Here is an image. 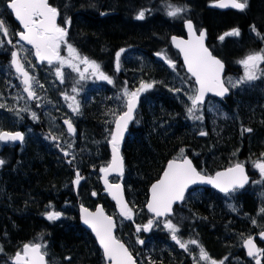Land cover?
Segmentation results:
<instances>
[{
  "label": "flooded vegetation",
  "instance_id": "obj_1",
  "mask_svg": "<svg viewBox=\"0 0 264 264\" xmlns=\"http://www.w3.org/2000/svg\"><path fill=\"white\" fill-rule=\"evenodd\" d=\"M6 2L7 0H0V13H4ZM166 2L178 6L187 5V11L182 13L180 18H170L165 13L164 4ZM50 3L60 11L58 22L69 28L68 42L72 43L82 56H87L100 64L101 71L110 76L113 83L108 84L106 81L98 80L87 74L89 78L80 81L77 85L79 92L73 93L71 91L73 81L78 79L76 73L65 68L67 78L64 83H61L55 77V70L47 62H38L34 56L21 51L19 53L21 63L29 71V74L43 85V88L34 85L38 99L27 100V94L23 91L21 84L22 78L14 74L10 67L12 44L20 48V44H17L18 37H14L13 34L22 29L14 15L5 13L0 16L9 30V35L13 36L12 44H7L3 33H0V39L5 40V46L0 47V103L6 105L5 108H0V114L9 117L7 111L12 109L9 117L10 122L8 125L0 126V130L19 131L24 135L23 142H0V160L5 161L3 165H0V204L6 202L9 193L13 194L16 191L19 194L22 191L29 198V201L24 197L18 203L16 201L13 208L17 205L20 209L13 219L10 214H4L0 207V247L3 248V251L0 252V264H11V257L7 258L4 254H15L24 243L35 241L38 237H42L40 242L46 245L47 263L51 261L52 264H61V261L53 260L51 253L63 252L66 247H60L58 240H54L55 234L62 233L60 228L68 225V221L73 216L81 226L80 234H82L85 229L80 222L79 209L84 206L90 211H95L97 205H100L107 215L114 217L116 225L114 235L129 249L137 264H149L150 261L153 264H193L194 258L198 260L199 256L197 246L189 245L190 253L179 248L171 240L168 231L164 230L163 221L158 226L154 224L148 232H144L142 229L140 232L136 231L137 225L142 226L152 217L145 207L148 189L152 183H141L140 189V185L136 184L138 182L133 181L127 170L122 176L107 177L109 183L122 185L124 199L129 207L134 209L135 215L131 220L119 216L116 202L105 190L100 172V168L106 166L111 158V147L107 143L110 136L106 131L112 126V117L109 113L110 110H124L122 101L117 100L116 97L121 94L125 82H127L126 86L129 90L134 91L142 80L149 82L150 70L153 75L159 78L162 76L161 69L164 65L172 75L183 70L181 66L177 65V60L180 62L179 56L169 45V40L171 36L186 37L185 19L192 21L197 32L202 29L206 31L207 47L225 65L223 78L225 80L230 77L238 79L243 74V69L237 61L250 52L264 49V40L251 30V26L255 25L257 31L264 36V0H247V7L243 11L232 8L219 11L237 18L232 22L228 21L227 27L225 26L219 35L221 36L233 28L239 29L240 32L239 36H226L223 41L218 39L220 37L218 35L210 37L207 28L195 16L198 7L196 0H50ZM141 9L148 11H146L143 20H137L136 14ZM203 9L212 10L207 4H204ZM117 17L124 18L125 24L147 23L152 25L156 23L157 28L161 26L163 29H168V37L165 41L163 38L157 40L155 47L149 50L148 44L133 41L126 35L115 43L96 35L95 30L102 27L101 23L111 22ZM65 18H70V25L64 24ZM30 47V45L24 44V48ZM220 47H223V51ZM121 48L125 49V52L121 54L120 67L117 70L115 53ZM162 50L168 58L176 62L175 72L160 56L156 55ZM61 55L66 56L67 51H62ZM149 58H151V66ZM29 60L32 62L31 65H29ZM261 67L264 68V64ZM149 90L141 93L134 119L129 122L127 133L120 143L122 158L126 154V146L131 145L133 131L142 128L140 124L144 121L142 118L147 117ZM62 94L75 96L80 105L78 114L71 111L68 107L70 101H66ZM254 95L256 96L254 97ZM240 99V102L248 100L254 103L256 105L254 109L258 115L254 116L256 119L254 126L242 121L237 124L240 141L236 144V148L230 151L227 158L223 157L227 163L230 162L223 169L240 162L245 165L249 182L243 189H238L233 193L231 197L210 187L199 185L191 187L186 192L187 199L174 205L176 211L172 217L173 222L177 223L180 228L178 235L182 240L196 239L211 258L220 261L227 257L224 264H255V261L247 256V252L242 246V240L249 235L253 237L257 247L264 249V240L259 236L260 231L264 230V214L260 213V209L264 208V182H259L261 177L259 171L254 167V162L264 160V157H261V153H264V77L251 82V84L230 89L229 95L223 102L234 105ZM22 108H28L29 111H17ZM31 112L36 113L37 119H32ZM66 119L71 121L75 129L71 135L67 132V126L64 124ZM245 128H250L252 131L245 132ZM53 136L56 137V140L52 139ZM204 137L205 135L198 134L199 139H204ZM69 143L72 144L71 148H68ZM64 151L70 153L66 158ZM195 152L209 155L212 154V149H198ZM26 155L28 158L37 155L58 156L63 165L64 179L61 182V187H66L69 191L67 193L62 191L61 196L46 199L44 204L38 207V210L24 214L27 210L26 205L29 202L34 204L36 195L26 193L27 186L23 190L15 186L12 190V185H14L12 179L19 170H26L28 180L31 181V172L35 173V164H31L28 168L24 167L21 161L22 157ZM189 159L197 168L196 159L191 157ZM201 161L209 162L211 156L197 158L198 163ZM123 163L127 169L124 158ZM202 168L201 166L197 170H203ZM77 171L82 179L79 184H73L72 181L75 179ZM215 172L206 175H214ZM93 192L96 193L95 196L92 195ZM9 199L11 201V198ZM230 204L234 206L235 211L228 207ZM46 211H59L62 216L55 221H49L44 216ZM68 211L71 212V215ZM8 216L10 223L7 221ZM23 216L39 217L42 220L39 224L41 227H34L29 235L18 238L14 235L17 232L15 228L18 226L16 220ZM181 217L184 219L181 220ZM212 218L216 221L214 222ZM253 218L257 220V225L252 224ZM10 224L14 226L13 232L10 230ZM86 232L87 234L84 236H78L77 240L89 246L94 253L87 261L80 264H105L98 244L92 235L88 231ZM223 234L226 237H222ZM137 239L144 243H137ZM68 261L66 259L62 264H68ZM261 264H264V257H261Z\"/></svg>",
  "mask_w": 264,
  "mask_h": 264
},
{
  "label": "snow or ice",
  "instance_id": "obj_2",
  "mask_svg": "<svg viewBox=\"0 0 264 264\" xmlns=\"http://www.w3.org/2000/svg\"><path fill=\"white\" fill-rule=\"evenodd\" d=\"M212 4L218 8H233L243 11L247 7V0H212ZM94 6V5H93ZM165 13L168 17L176 19L180 18L182 13L187 11V5L178 6L170 2L164 4ZM146 9H141L136 14L137 20L145 18ZM14 15L15 20L18 21L19 27L22 30L16 31L13 36L18 37L17 48L12 44L13 36L9 35V30L5 23L0 19V33L6 39L7 44H12L11 50V66L15 69L19 77H22L21 84L23 91L27 93V100L38 99L34 85L43 88L39 81L29 74L25 66L21 63L19 53L24 51L28 55L34 56L38 62H47V64L55 70V77L64 83L67 74L65 68L71 69V72L76 73L78 79L73 81L71 91L78 93L77 85L80 81L89 78L87 74L94 76L98 80L106 81L112 84L113 80L110 76L101 71V66L95 60L87 56H82L78 49L68 42L69 28L62 26L58 22L60 11L56 6L50 3V0H7L4 13ZM104 15V13H101ZM70 18H65L64 24L70 25ZM184 27L187 29L188 37L183 39L179 36H172V45L178 49L179 54L183 57V66L186 68V76H180L177 73L176 79L180 82V87H170L169 91L174 93L183 92L187 97L185 104L187 118L193 121H202L204 115L201 113L202 105L205 103L207 93H213L215 96L223 97L230 89L239 88L245 84L264 77V49L253 51L246 54L243 58L237 61L242 67L243 74L238 79L228 78L225 80L222 76L224 72V64L217 58L212 51L205 44L206 33L204 30L194 28L190 19L184 20ZM251 30L256 32L262 40V36L256 29L255 25L251 26ZM239 29L233 28L229 32L224 33L218 39L223 41L226 36H239ZM23 42V43H20ZM24 44L30 45V48H24ZM5 46V40L0 39V47ZM66 50L67 55H61V52ZM125 49L121 48L115 53L116 69L119 70L121 54ZM165 63L174 72L176 71V62L167 57L163 52L157 53ZM27 59V56L25 57ZM29 60V65H31ZM121 89V94H118L116 99L122 101L124 110H110L112 117L111 127L107 128L110 139L107 143L111 147V160L107 165L100 168L102 174L101 179L104 181L105 190L116 202V207L119 211V216L124 219L131 220L135 215L133 207H129L124 199L122 185L120 183H109L107 176L109 173H116L119 176L123 175L124 163L120 154V143L124 138L125 131L128 128L129 122L134 119V112L137 108V103L141 93L152 89L155 81L145 82L141 81L139 87L134 91H130L126 86ZM66 101H70L68 107L74 114L79 112V102L75 96L62 94ZM179 98V97H178ZM6 105L0 103V108H5ZM12 110V109H9ZM19 111H29L28 108H22ZM211 112L212 109L209 108ZM201 113V114H197ZM32 119H37L36 113L31 112ZM138 122V121H137ZM67 126V132L71 135L75 132L73 124L70 120H64ZM245 132H251L252 129L245 128ZM201 136L206 135L205 132L199 133ZM56 140V137H52ZM23 133L16 131L0 130V142H23ZM59 146V145H58ZM72 144H68L71 148ZM63 150V149H62ZM65 156L70 155L68 151H64ZM264 157V153H261ZM5 163L0 160V165ZM71 164V161L69 162ZM254 167L259 171L261 181L264 182V160L254 162ZM82 177L79 172H76V177L72 181L73 184H79ZM249 182V178L245 172V165L236 162L230 167L221 171L215 172L214 175H206L203 170H197L193 166L192 160L185 154V148L181 147L176 156L167 161L159 178L155 180L148 189L145 207L152 217L141 225L136 226V231L148 232L153 225H159L163 221L164 230L168 231L170 238L179 248L186 252H191L189 245H196L199 249L198 260L194 258L193 264H224L228 258L217 261L210 257L209 253L196 239L182 240L178 235L180 228L177 223L173 222L172 217L175 214L174 205L177 202H184L186 192L190 190L193 185H211L212 188L218 189L219 192L231 197L238 189H243ZM96 195L95 192L92 193ZM235 211L233 205H228ZM260 213L264 214V208L260 209ZM44 216L49 221H55L62 216L59 211H46ZM80 219L84 225H87L92 233L95 234L96 241H98L100 248L103 250V260L105 264H137L132 253L125 246V244L114 235L115 220L113 216L107 215L104 209L97 205L95 211H90L88 208L81 206ZM184 218L181 217V220ZM253 225H257V220H251ZM259 236L264 240V230H261ZM42 237H38L35 241L26 242L18 249L14 256H12L11 264H47L46 262V245L42 242ZM137 243L144 242L137 239ZM242 246L255 264H261V257H264V249L257 247L253 237L249 235L242 240ZM3 248L0 247V252ZM66 259H68L66 257ZM149 264H153L152 261Z\"/></svg>",
  "mask_w": 264,
  "mask_h": 264
},
{
  "label": "trees",
  "instance_id": "obj_3",
  "mask_svg": "<svg viewBox=\"0 0 264 264\" xmlns=\"http://www.w3.org/2000/svg\"><path fill=\"white\" fill-rule=\"evenodd\" d=\"M211 0H196V4L199 7V11L202 13L201 22L204 27L207 28L209 36L214 37L219 35L223 28L227 26L228 21L237 20L233 15H227L228 13H220L216 10L203 9L204 4ZM97 19V17H95ZM120 17H117L113 21L101 23L102 27H98L96 35H100V38H106L112 43L118 42L120 38H124L126 35L133 41L143 42L148 44L147 48L152 49L156 45V41L168 37V29H163L161 26L157 28L156 25L147 23H123ZM145 33L148 35L145 36ZM143 34V35H142ZM151 58H149V64L151 66ZM177 65L180 66V62L177 60ZM161 69V77L153 75L150 70L149 81L154 80L152 90L148 95V113L146 118H142L140 124L142 128L134 130L131 140V145L126 146V154L124 160L126 163L128 174L132 177L133 181L140 183L150 184L159 178L164 166L169 159H172L177 155L179 148L184 147L186 154L191 158L196 159L197 168L203 167L205 174H212L213 172L223 169L228 166L230 162H226L224 158L229 156L230 151L236 148V144L239 143L237 124L240 121L254 126L256 121L254 116L258 113L255 112L254 103L248 100L239 102L234 105L227 104L220 100L211 99L205 107H203L204 119L202 123L193 121L187 118L184 112L182 102L186 104L187 100L180 99L179 93L169 91L170 87H180L179 80L176 79V74H170L169 69L164 65ZM180 76H186L181 70ZM159 79V81H158ZM177 82V85L174 83ZM256 95H254L255 97ZM179 97V98H178ZM185 106V105H184ZM209 108L212 111H209ZM140 119V118H139ZM143 123V124H142ZM205 130L204 139L198 138V131ZM198 149H212V154H202L195 152ZM193 150V151H192ZM41 156V155H40ZM37 156L35 159V176L31 181L28 180V172L26 170H19L18 174L13 176L12 190L16 186L21 190L25 189L26 193L36 195L34 204L30 202L26 205V213H32L33 210H38V207L46 199L55 198L61 196L62 191H69L66 187H61V182L64 179L63 165L58 156L52 155L46 157L42 155ZM211 156V161L201 163L197 162V158H207ZM33 157H22L21 164L28 168L31 166V160ZM48 160L51 162V167L47 168ZM7 181V180H6ZM28 182V183H27ZM31 182V184H29ZM9 183V181H8ZM141 189L142 185L139 184ZM61 192V193H60ZM22 197L29 201L26 194L22 193ZM14 209H10L7 214H10L11 219L15 217L16 211L20 209L17 205ZM1 212V210H0ZM23 212V210H21ZM69 212V211H68ZM71 215V212H69ZM214 222L216 221L212 218ZM19 226L15 228L14 235L18 238L27 236L31 230L40 228L39 225L42 220L39 217L23 216L19 220H16ZM72 222V223H71ZM74 222V223H73ZM31 225L29 228L28 226ZM68 225H64L62 233L55 234L54 240H58L60 247L66 248L63 252H52L53 260L56 262L65 263L66 257L68 258V264H80L90 258L94 252L89 246L80 243L77 239L78 236H84L87 232L84 230L80 234L82 229L75 217H71L68 221ZM34 226V227H33ZM69 228H71L69 230ZM68 230V232H65ZM77 235L76 237H74ZM5 257L10 258L12 253L4 254ZM51 263V261H50Z\"/></svg>",
  "mask_w": 264,
  "mask_h": 264
},
{
  "label": "rangeland",
  "instance_id": "obj_4",
  "mask_svg": "<svg viewBox=\"0 0 264 264\" xmlns=\"http://www.w3.org/2000/svg\"><path fill=\"white\" fill-rule=\"evenodd\" d=\"M115 2V1H114ZM114 2H113V4H114ZM116 3H118V2H116ZM119 4V3H118ZM117 4V5H118ZM201 15H202V13L199 11V8L197 7V9H196V12H195V16L197 17V18H199V19H201ZM120 20V19H119ZM121 21L123 22V23H125V21H124V18H122L121 19ZM154 24H156V23H154ZM154 24H152V25H154ZM227 27V26H226ZM143 35V34H142ZM148 34L147 33H145V36H147ZM95 41V40H94ZM220 49H221V51H223V47H220ZM175 85H177V82H175L174 83ZM179 84H180V82H179ZM179 97H180V99H181V97H182V99L184 98L185 100H187V97L184 95V93L183 92H181V93H179ZM182 105H183V107L185 108V103H183L182 102ZM186 110V109H185ZM7 113L9 114L8 116L10 117L11 115H10V113H11V110H9L8 109V111H7ZM185 113V115H187V113L186 112H184ZM9 117H5V115H3V114H0V126H5V125H8V123L10 122V119H9ZM202 122H200V124H201ZM37 156H39V155H37ZM37 156H35V157H33L34 159H32L31 160V164H35L34 163V160H35V158L37 157ZM41 157V156H40ZM48 166L46 165V167L47 168H49V167H51L50 165H51V162H49L48 161ZM50 164V165H49ZM29 170V169H28ZM31 175H32V177L33 176H35L36 174L32 171L31 172ZM138 182V184H141L140 183V181H137ZM22 191H21V193L19 194L17 191L15 192V193H13V194H11V193H9L8 195H7V197H6V202L4 203V204H0V207L3 209V213L4 214H6L10 209H14L13 208V205H15V203H16V201H17V203L23 198L22 196ZM30 193H32V192H29V194ZM11 194V195H10ZM9 198H11V201H10V199ZM1 199H3V198H1ZM15 210V209H14ZM33 213V212H32ZM16 214H18V212L16 211ZM24 214H27V213H24ZM9 223H10V218H9V216H8V220H7ZM11 225V224H10ZM29 225H30V223H29ZM29 228L31 227V225L30 226H28ZM34 227V226H33ZM11 229V231L13 232L14 231V226H13V224L11 225V227H10ZM17 228L19 229V226H17ZM230 228H233V227H231L230 226ZM32 231V230H31ZM222 237H226L225 236V234H223V236Z\"/></svg>",
  "mask_w": 264,
  "mask_h": 264
},
{
  "label": "water",
  "instance_id": "obj_5",
  "mask_svg": "<svg viewBox=\"0 0 264 264\" xmlns=\"http://www.w3.org/2000/svg\"><path fill=\"white\" fill-rule=\"evenodd\" d=\"M215 7V6H214ZM218 8V7H217ZM219 9H226V8H219ZM187 37H188V33H187ZM171 45H172V42H171ZM172 47L178 52V49H176L173 45H172ZM179 53V52H178ZM179 56H180V60H181V62H182V65H183V57L179 54ZM12 67V66H11ZM184 67V66H183ZM12 69H13V71L16 73V71H15V69L12 67ZM184 70H185V72H186V68L184 67ZM17 74V73H16ZM17 76H18V74H17ZM19 77V76H18ZM22 78V77H21ZM26 93V92H25ZM27 94V93H26ZM227 96V93L225 94V96H223V97H219V96H215L213 93H207L206 94V97H205V99L207 98V97H216V98H219V99H222V98H224V97H226ZM126 133H127V130L125 131V134H124V137H125V135H126ZM124 139V138H123ZM123 139H122V141H123ZM121 141V142H122ZM11 142V141H10ZM18 142H21V141H14V143H18ZM64 157L66 158L67 156H65L64 155ZM112 175H117L116 173H109L108 174V176L107 177H109V176H112ZM117 176H119V175H117ZM103 180V179H102ZM194 186H196V185H193V186H190V188L191 187H194ZM199 186H205V187H210V188H212V186L211 185H199ZM214 189V188H213ZM215 190H217V191H219L218 189H215ZM79 213H80V209H79ZM80 222H81V225L86 229V230H88L91 234H92V236H93V238L95 239V241H96V238H95V234L94 233H92V231H91V229L87 226V225H84L83 224V222L81 221V219H80ZM97 242V244H98V246H99V243H98V241H96ZM100 247V246H99ZM101 249V248H100ZM102 250V249H101ZM102 253H103V250H102Z\"/></svg>",
  "mask_w": 264,
  "mask_h": 264
},
{
  "label": "bare ground",
  "instance_id": "obj_6",
  "mask_svg": "<svg viewBox=\"0 0 264 264\" xmlns=\"http://www.w3.org/2000/svg\"><path fill=\"white\" fill-rule=\"evenodd\" d=\"M26 156H27V155H26ZM26 156H25V157H26ZM35 159H36V158H35ZM34 161H35V160H34ZM48 161H49V160H48ZM34 163H35V162H34ZM165 166H166V165H165ZM165 166H164V167H165ZM92 181H93V180H92ZM89 183L91 184V182H89ZM71 184H72V183H71ZM93 184H94V182H93ZM136 184H138V183H136ZM138 185H139V184H138ZM71 189H72V188H71ZM77 189H78V187H77ZM71 191H72V190H71ZM76 191H77V190H76ZM74 199H75V198H74ZM76 202H77V201H76ZM73 205H75V204H73ZM79 205H80V204H79ZM73 210H74V208H73ZM76 210H77V208H76ZM76 212H77V211H76ZM77 213H78V212H77ZM77 213H76V214H77ZM73 217H74V216H73ZM71 223H72V222H71ZM73 223H74V222H73ZM70 229H71V228H69V230H70ZM65 232H68V230H66ZM6 254H9V253H6Z\"/></svg>",
  "mask_w": 264,
  "mask_h": 264
}]
</instances>
